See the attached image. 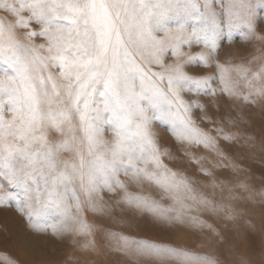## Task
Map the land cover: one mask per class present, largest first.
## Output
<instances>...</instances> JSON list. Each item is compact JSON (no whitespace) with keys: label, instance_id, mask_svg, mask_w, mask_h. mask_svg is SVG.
<instances>
[{"label":"snow or ice","instance_id":"1","mask_svg":"<svg viewBox=\"0 0 264 264\" xmlns=\"http://www.w3.org/2000/svg\"><path fill=\"white\" fill-rule=\"evenodd\" d=\"M260 4L264 6V0ZM0 10L14 17L11 21L0 17V63L6 66L0 77V190L5 184L27 187L32 181L37 184L39 202L38 180L42 179L45 201L62 208L67 218L68 185L75 177L84 185L87 176L89 196L97 190L98 181L109 191L115 190L114 183L125 190L128 203L167 218L172 209H162L155 201L127 192L118 178L119 166L127 164L134 178L157 184L177 202H181V189L191 191L186 179L178 178L163 164L151 132L152 122H169L179 140L205 147L213 143L194 126L191 105L182 96L185 91L214 95L215 89L210 87L213 77L188 75L180 58L187 55L192 61L194 57L183 53L182 47L196 42L214 51L223 28L230 32L245 25L255 34L256 0H228L221 11L213 7L212 0H0ZM172 16L197 23L190 31L179 21L170 28ZM18 29L24 31L18 33ZM37 37L45 42L37 44ZM169 50L177 59L165 63ZM196 55L208 65L210 54L202 51ZM216 67L224 85L221 91L239 95L231 72L246 79L249 69L219 62ZM262 73L264 68L253 73L252 79L261 78ZM248 95L264 97V86ZM244 98L248 100V96ZM103 125L114 131L112 141L103 138ZM49 130L60 138L49 139ZM62 153L72 155L60 159ZM148 165L154 167L150 170ZM124 171L127 174L128 168ZM60 186L64 192L59 191ZM10 195L0 191V203H7ZM72 196L79 211L74 188ZM36 212L30 205L28 218ZM52 230L68 229L53 226ZM79 231L89 233L90 227L81 221ZM122 239L125 245L134 243L141 256L176 259L182 264H217L211 256L185 249Z\"/></svg>","mask_w":264,"mask_h":264},{"label":"rangeland","instance_id":"2","mask_svg":"<svg viewBox=\"0 0 264 264\" xmlns=\"http://www.w3.org/2000/svg\"><path fill=\"white\" fill-rule=\"evenodd\" d=\"M212 4L221 11L228 0H212ZM0 17L14 19L3 10ZM177 21L189 31L197 23L187 17L172 16L167 26L175 28ZM253 23L255 34L249 33L245 25L234 27L230 32L223 28L219 47L214 51L196 42L182 47L183 53L194 57L192 61H188L187 55L180 58L183 70L193 77L211 75L210 87L215 89V94L182 93L191 105L194 126L212 138L213 143L207 147L203 143L177 139L169 122L154 120L151 125L163 164L178 178L186 179L190 186L191 191L181 189V202L175 201L157 184L142 177L134 178L127 164L119 166L118 178L126 185L127 192L155 201L162 209H172L167 218L128 203L125 190L114 183L115 190L109 191L98 181L97 190L89 196L85 190L87 176L84 185L78 177L68 185L65 194L70 211L67 218L62 208L45 201L42 179L38 180L39 202L36 183L28 181L27 187L5 184L0 191L11 195L7 203H0V264L10 261L16 264H182L176 259L138 255L136 245H125L122 237L211 256L217 264H264V97L248 95L264 86V73L261 78L252 79L253 73H261L264 68V6L260 0H256ZM35 42L45 41L37 37ZM202 51L211 56L207 66L196 55ZM176 59L171 50L165 55V63ZM217 62L249 69L246 79L231 72L239 95L221 91L224 85L219 79ZM5 68L0 63V77ZM253 100L255 104L250 102ZM197 103L201 106L197 107ZM6 115L11 113L6 111ZM102 127L103 138L112 141L114 131L108 125ZM81 135L77 132V136ZM59 138V133L49 130V139ZM71 155L62 153L60 159ZM138 166L145 167L143 163ZM147 167L151 170L154 166ZM0 182H3L2 177ZM73 188L79 197V211L72 196ZM59 191L64 192V187L60 186ZM193 196L195 199L191 198ZM30 205L37 209L31 219L27 215ZM81 221L89 225V233L79 231ZM53 226L68 230L53 232Z\"/></svg>","mask_w":264,"mask_h":264}]
</instances>
